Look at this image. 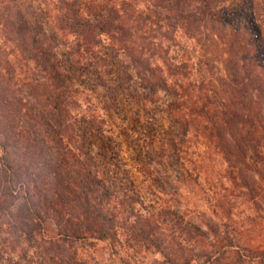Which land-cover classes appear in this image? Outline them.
Here are the masks:
<instances>
[{"label": "trees", "instance_id": "1", "mask_svg": "<svg viewBox=\"0 0 264 264\" xmlns=\"http://www.w3.org/2000/svg\"><path fill=\"white\" fill-rule=\"evenodd\" d=\"M12 1L0 3L7 8ZM38 2L50 20L48 42L42 22L32 26L19 3L14 4L15 16L9 11L8 19L1 20L8 29L4 41L13 45L11 52L25 72L19 79L4 54L0 218L5 217L9 232L18 238L46 234L56 243L94 239L112 256L123 245L119 232L125 228L127 244L143 238L154 246L157 241L155 252L168 264H264L263 244L253 246L229 235L227 228L221 233L220 226H213L215 237L210 238L201 225L179 222L164 212L135 211L128 222L129 215L121 217L115 210L124 199L113 203L112 193L103 188L109 181L104 158L117 175L122 168L110 117L117 114L124 122L119 104L129 100L137 106L129 110L135 125L131 131L128 123L122 124V131L142 140L139 166L151 185L166 191L172 183L160 175L171 168L178 185L201 190V180L208 181L216 164L217 180L209 181L215 206L230 218L226 192L242 188L258 203L256 197L264 191V0ZM179 32L204 52L196 57L181 44ZM203 66L210 76L196 77ZM99 87L102 103L92 95ZM161 92L169 98L164 110L172 126L168 130L154 125L153 111L164 102ZM154 132L163 137L155 138ZM12 149H20V162L12 160ZM18 186L23 201L13 212ZM139 200L128 196L131 205ZM48 223L54 226L52 233ZM258 231L264 242V226ZM71 263L69 258L55 260Z\"/></svg>", "mask_w": 264, "mask_h": 264}, {"label": "rangeland", "instance_id": "2", "mask_svg": "<svg viewBox=\"0 0 264 264\" xmlns=\"http://www.w3.org/2000/svg\"><path fill=\"white\" fill-rule=\"evenodd\" d=\"M229 1L230 0H223V2ZM11 3V7L7 8L0 3V63H3V56L5 54L9 62L13 63L15 66L17 77L19 79H23L25 72L19 61L20 59L15 51L11 52L13 45L10 42L4 41L5 39L3 35L8 33V29L5 23H2L1 20L3 21V19H8L9 16H7V14L9 11H11V16H15L13 11L15 12V5L19 3L22 8L21 13H23V15L25 14V17H27V20L32 24V26L36 28L38 25L37 22H42L44 25L42 33L46 42L50 40L52 29L46 12H40L41 7L40 4H38V0H13ZM177 36V38L181 41V44L184 43L189 51L192 52L194 50L193 54L196 57L204 52V50L200 49L199 46H194V42L191 39L186 38L182 33L179 32ZM107 56L109 62L115 64L114 62L116 59L112 58V54L108 52ZM180 56L181 52L179 57ZM217 67V73L222 74L220 63L217 64ZM201 72L202 74L196 75V77L200 78V76H210L208 71L205 69V66L202 67ZM102 94V87H99L97 91L92 92V95L95 96L100 103L103 102ZM160 97L161 101L164 102L160 103L158 109L153 111L155 113L154 125L156 129L161 128L160 130H165L166 128L168 130L172 126L167 119L168 117L165 116L166 111L164 110L167 109L166 104L169 98H166V95L163 92L160 93ZM153 106L154 104L150 105V107ZM119 107L121 108V112L125 114L126 120L124 122L121 121L117 114L110 117L115 133V144H113V148L115 149V153L117 152L116 150L121 151H119L122 154V156L119 157V163H121L122 168H125L127 171L121 172V168L119 170V174L117 175V173L114 172L115 170L113 171V164L107 163L108 159L104 158V171L107 173L105 174V177L109 178V181L103 185V188L108 190V193H112L111 201L113 203L118 198L124 199V205H121V203L115 204V210L116 212H119L121 217L129 215L128 222H132L135 217V211L144 215L149 213L158 214V212H164L170 214L174 217V220L177 219L179 222H193L201 225L200 230L208 234L210 238L215 237L211 228L217 225L221 227V233L227 228L229 229L228 233L231 236L235 235L239 237L240 240H250L249 242L253 246H260L261 244H263L261 245L262 247L264 246V242L261 241V235L258 231L262 226H264V191L259 193L256 197L258 198V203H254L252 200L248 199L244 188L235 190L230 189V191L227 190V207L232 206L230 207V218H228L222 208L214 205L215 199L213 196V189L210 190L209 186V181L217 180L216 169H218V165L216 164L215 169L208 173V181H205L204 179L201 180V190H191L190 188H187L185 184L178 185L175 181L176 178L174 176V171L171 168H168L165 173H162L160 175V179L163 181L165 180V177L169 176L172 185H166L164 188L166 191L154 187L151 185L150 178L144 175V172L141 171L139 166L141 152H138V149H141L140 143H142V140H138L135 135L132 137L131 135L128 136L122 131V124L127 123L132 131L135 124L129 117L137 109V106L129 100H122ZM130 109L133 111L132 113L129 111ZM155 132L153 133L155 134V138L163 137L162 132V134ZM187 135L188 140L192 139L191 132ZM190 142L191 141L187 143ZM93 144L92 148L93 152H95L97 150L95 137ZM190 144L193 143L191 142ZM190 147V149L195 148L193 145ZM199 150H202V147H199ZM4 151V148L0 144V167L2 165ZM113 151H110V156H115ZM19 155L20 149L11 150V158L14 162H20L21 159ZM101 161L102 156L99 155L97 158L98 164H101ZM172 180L174 181L172 182ZM262 183L264 184V182ZM16 191L18 198L12 206L13 212L19 209L24 195V191L19 186L16 188ZM129 195L140 199L139 202H135L131 205L128 201ZM49 214L50 213H48V215ZM41 216L45 217L46 214L42 212ZM252 217L254 219H250ZM2 218H0V264H55V260H66L67 258L71 259V264H127L125 263V260H127L129 264H168L164 260L161 253L158 251L155 252V246L158 244L157 241H154V246L147 245L143 241V238L139 239L137 242L133 241L130 245L127 244L126 240L128 232L125 228H121L119 232V237L121 242H123V245L117 248V253L110 256L105 250V244L94 239H89L84 243L75 241L56 243L50 241V237L46 234H44L45 236L34 235L32 237H27L26 235H22V237L19 238L15 237L9 232L6 226L7 224L5 223V217ZM231 221L237 222L231 223ZM225 222L229 223L227 227L224 226ZM232 224H234V226L238 225V229H233ZM48 226V231L52 233V231H54L53 224L48 223ZM251 227H253V230L250 229ZM167 233L168 231L166 228L160 231V235L163 237Z\"/></svg>", "mask_w": 264, "mask_h": 264}]
</instances>
